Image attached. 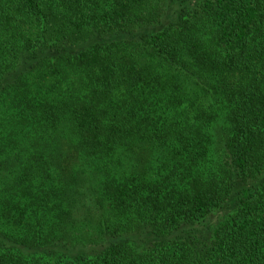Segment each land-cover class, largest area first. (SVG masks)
Segmentation results:
<instances>
[{"label":"trees","instance_id":"1","mask_svg":"<svg viewBox=\"0 0 264 264\" xmlns=\"http://www.w3.org/2000/svg\"><path fill=\"white\" fill-rule=\"evenodd\" d=\"M0 264H264V0H0Z\"/></svg>","mask_w":264,"mask_h":264}]
</instances>
